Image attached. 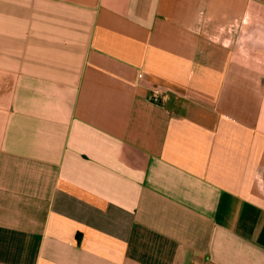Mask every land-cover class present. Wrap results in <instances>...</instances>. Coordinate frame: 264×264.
Masks as SVG:
<instances>
[{
  "label": "crops",
  "instance_id": "crops-1",
  "mask_svg": "<svg viewBox=\"0 0 264 264\" xmlns=\"http://www.w3.org/2000/svg\"><path fill=\"white\" fill-rule=\"evenodd\" d=\"M0 264H264V0H0Z\"/></svg>",
  "mask_w": 264,
  "mask_h": 264
},
{
  "label": "built area",
  "instance_id": "built-area-1",
  "mask_svg": "<svg viewBox=\"0 0 264 264\" xmlns=\"http://www.w3.org/2000/svg\"><path fill=\"white\" fill-rule=\"evenodd\" d=\"M147 100L151 103L163 104L166 100V96L161 90L153 89L149 92Z\"/></svg>",
  "mask_w": 264,
  "mask_h": 264
}]
</instances>
